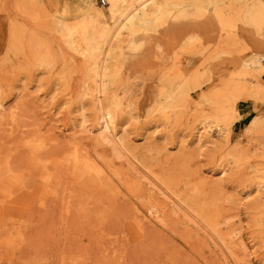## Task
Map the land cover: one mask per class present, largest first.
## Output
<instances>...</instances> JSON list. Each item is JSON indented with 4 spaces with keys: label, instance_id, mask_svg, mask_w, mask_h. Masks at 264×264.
<instances>
[{
    "label": "bare ground",
    "instance_id": "obj_1",
    "mask_svg": "<svg viewBox=\"0 0 264 264\" xmlns=\"http://www.w3.org/2000/svg\"><path fill=\"white\" fill-rule=\"evenodd\" d=\"M108 1L104 10L95 0H79L80 7L71 15L75 20L69 22V8L55 14L51 0H0V248L25 246L29 238L23 228L35 222V210L52 209L58 210L57 225L66 236L83 232L90 238L146 241L145 251L154 256L149 264H192L193 254V264H251L247 248L242 245L240 253L231 239L238 238L231 227L232 198L224 196L220 181L228 170L219 164L220 175L207 177L192 162L187 139L200 144L210 138L200 127L206 119L194 115L187 120L176 155L152 141L138 145L145 127L130 128L135 118L129 83L119 76L124 44L155 31L173 8L191 7L199 15L213 8L223 31L216 37L215 58H221L232 53L248 27L264 38V0ZM197 42L192 38L186 43L185 65L167 64L163 70L155 87V124L165 122L173 129L189 117L192 92L202 87L207 74L201 68L192 71L205 54ZM241 67L245 74L264 73L263 57L244 60ZM6 68L30 83H41L37 78L48 75V95L58 85H53V78L62 83L64 95L50 99L67 134L45 131L26 113L28 104L23 100L6 106L16 96L14 85L2 77ZM73 74L77 79L72 80ZM248 85L228 81L202 102L211 107L216 120L222 115L225 131L243 124L246 134L264 143V118L253 112ZM251 92L257 94L259 88ZM132 129L138 134L132 136ZM143 136L150 140L147 131ZM241 146H233L227 158L237 174L248 162ZM259 157L264 161V150ZM251 169L259 176L256 189L263 190L264 167ZM248 209L255 238H264V196ZM109 226L114 231L109 232ZM261 242L260 264L264 263ZM62 254L69 256V264H126L116 249L112 259L106 255L95 262L88 249Z\"/></svg>",
    "mask_w": 264,
    "mask_h": 264
},
{
    "label": "rangeland",
    "instance_id": "obj_2",
    "mask_svg": "<svg viewBox=\"0 0 264 264\" xmlns=\"http://www.w3.org/2000/svg\"><path fill=\"white\" fill-rule=\"evenodd\" d=\"M78 1L51 0L52 12L61 14L69 8L68 21L73 22L75 18L71 15H74L75 9L80 7ZM95 1L104 10L108 9V0H105V3L102 0ZM202 14L199 15L191 7L173 8L169 16L158 21L155 31H152L149 35H139L135 38L134 44L128 42L124 44L123 65L119 77L129 83L127 93L134 108L132 114L135 121H139V123H135V121L131 123L130 128L136 125L142 128L145 127V130L140 131L138 136V145L152 141L159 144L161 148L162 146L166 147L170 154L176 155L180 150L178 144L180 136L182 137L187 132L185 131L187 120L194 117V115L206 119L203 124H200V127L203 126L204 134L207 133L210 138L200 144H192L191 138L187 139L191 141L188 143L192 162L199 173L207 177L211 173L217 176L220 175L223 167L221 168L218 165H225V169L228 171L224 174L223 180L220 181L224 185V196L232 198L229 203V207H231L230 214L233 216L231 227L238 232V238L231 239L240 247V253L243 252L242 245L247 248V259L251 264H260L259 259L263 254L261 240H264V238H255L253 218L248 207L252 202L258 201L264 196V189L260 190L258 188V191L255 187V184L259 182L258 173L256 170L251 169L255 165L261 168L264 167V161L259 157V154L264 150V143L257 142L255 135L246 134L243 124H235L232 126L231 131H225L224 122L221 120L222 115L216 120L213 117L214 112L211 107L203 104L202 101L204 96L218 90L224 83L239 80V83L242 82L245 86L248 84V86H251L248 89L250 95L247 98L250 99L254 114L264 118V73L259 74L260 71L257 70L252 74H245L242 72L241 67L244 60L263 57L264 62V43L260 41L264 38L257 37L252 32V28L248 27L251 31L245 28L247 32L238 36L232 46V53L221 58H215L219 49L216 37L223 33L222 27L215 18L212 7H209ZM206 24H209V29H211L209 31H212L211 38H208L209 35L206 34ZM243 27L245 26L241 28ZM192 38L198 40L197 44L203 48L205 53L192 66V71L196 68L205 70L207 74L203 78L204 84L201 88L192 92L188 118L181 123L174 124L173 127L175 128L173 129L169 128V125L165 122L159 123L160 125L155 124L158 116L154 112L158 100L155 87L158 85L159 78L167 64L185 65L187 63L189 55L185 52V46ZM55 40L63 44L60 37H55ZM1 74L5 78L4 81L15 87L14 94L16 96H12L6 101L7 107L23 100L28 104L26 113H29L33 117L32 120L44 128L45 131L50 130L57 135L67 134L68 130L60 122V116L62 117V115H57L58 111H55L57 108H54L53 105L54 100L50 99L53 95L57 97L64 95L63 85L57 78H53V85L54 83L58 84L54 87V90L55 88L56 90H51L50 92L53 91L52 94L48 95L49 85L47 84L48 80H46L48 75H41L37 78L42 80L41 83L35 81L30 83L28 80H22V75L12 74L9 68H6ZM71 77L72 80L77 79L76 74ZM40 84H42L41 88L39 87ZM258 88L259 93L251 92ZM44 101L45 103H43ZM217 115L220 114L217 113ZM132 130V136L138 134L134 129ZM145 131H147L150 140L144 138ZM243 134L244 136L241 137ZM173 139L176 142H173ZM225 139H228L229 142L226 143ZM240 143L248 162H246L240 174H237L235 165L227 161V158L230 157L233 146ZM57 211L36 209L35 222L30 227L23 228L29 238L28 243L18 249L6 250L0 248V264H69V256L62 253H69L71 250L84 251L85 249L91 250L92 262L98 261L106 255H109V258L112 259L114 249L122 252L121 255L125 257L126 264H149L150 261H154V256L145 251L146 241H133L127 238H90L88 235H82L83 232L77 236H66L57 225ZM108 229L111 230L109 232L114 231L111 226ZM93 237H96V234ZM195 257L194 254L190 256L192 264Z\"/></svg>",
    "mask_w": 264,
    "mask_h": 264
},
{
    "label": "built area",
    "instance_id": "obj_3",
    "mask_svg": "<svg viewBox=\"0 0 264 264\" xmlns=\"http://www.w3.org/2000/svg\"><path fill=\"white\" fill-rule=\"evenodd\" d=\"M103 3H105V0H102Z\"/></svg>",
    "mask_w": 264,
    "mask_h": 264
}]
</instances>
